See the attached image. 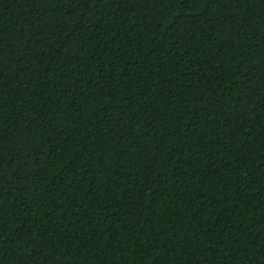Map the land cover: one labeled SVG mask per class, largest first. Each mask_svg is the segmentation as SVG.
<instances>
[{"label": "trees", "instance_id": "obj_1", "mask_svg": "<svg viewBox=\"0 0 264 264\" xmlns=\"http://www.w3.org/2000/svg\"><path fill=\"white\" fill-rule=\"evenodd\" d=\"M0 264H264V0H0Z\"/></svg>", "mask_w": 264, "mask_h": 264}]
</instances>
